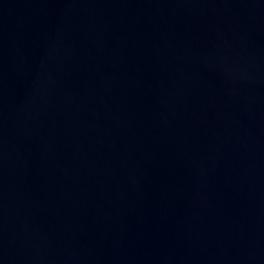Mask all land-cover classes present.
Wrapping results in <instances>:
<instances>
[{"label":"water","instance_id":"obj_1","mask_svg":"<svg viewBox=\"0 0 264 264\" xmlns=\"http://www.w3.org/2000/svg\"><path fill=\"white\" fill-rule=\"evenodd\" d=\"M0 264H264V0H0Z\"/></svg>","mask_w":264,"mask_h":264}]
</instances>
